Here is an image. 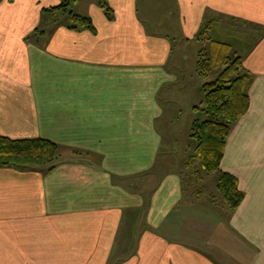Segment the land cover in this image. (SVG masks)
<instances>
[{
    "label": "crops",
    "instance_id": "1",
    "mask_svg": "<svg viewBox=\"0 0 264 264\" xmlns=\"http://www.w3.org/2000/svg\"><path fill=\"white\" fill-rule=\"evenodd\" d=\"M57 1L0 4V135L61 151L50 168H0V264H220L198 248L201 228L221 254L264 264V35L249 41L264 33V0H176V45L210 22L213 38L249 43V110L220 166L245 198L227 223L186 202L184 173L159 171L158 125L183 66L143 0H108L113 22L93 0L95 35L43 29L28 43Z\"/></svg>",
    "mask_w": 264,
    "mask_h": 264
},
{
    "label": "trees",
    "instance_id": "2",
    "mask_svg": "<svg viewBox=\"0 0 264 264\" xmlns=\"http://www.w3.org/2000/svg\"><path fill=\"white\" fill-rule=\"evenodd\" d=\"M3 1L5 0H0V4ZM97 1L107 20L113 22L114 12L108 0ZM72 6V2L65 1L44 9L42 15L55 20V29L65 27L75 31H89L95 35L97 30L93 21L76 14ZM42 30L37 29L26 41L30 43ZM212 30V22L205 24L195 39L205 46L200 51L197 66V74L205 83L202 86L203 107L194 109L202 112L206 120L197 119L192 125L190 139L194 147L190 159L185 161L188 164L184 165L186 174L183 178L192 179L193 183L203 175L214 177L217 191L231 214H234L245 196L238 188V180L224 173L220 166L232 128L249 110L248 91L253 78L243 66L238 42H221L212 37ZM60 153V148L48 140H14L0 135V168H50L60 157ZM197 166L198 170L190 172Z\"/></svg>",
    "mask_w": 264,
    "mask_h": 264
},
{
    "label": "rangeland",
    "instance_id": "3",
    "mask_svg": "<svg viewBox=\"0 0 264 264\" xmlns=\"http://www.w3.org/2000/svg\"><path fill=\"white\" fill-rule=\"evenodd\" d=\"M65 1L72 2V10L76 14L85 15V17L87 16L86 12L90 11L91 4L93 3V0H75V2L74 0H59L57 3H53L52 6L61 4ZM143 2L141 9L144 11L142 15L148 16L149 18L143 17L145 18L144 21L151 20L152 24L157 26L156 30H152V33L169 35L171 44L174 45L177 43L180 40V29L179 20L175 14L176 0H143ZM47 17L42 18L40 28L44 30L55 29V20ZM242 30H245V28H242ZM249 30L254 37L249 39L252 43L257 42L261 36L264 35V33L258 29ZM249 33L246 31L245 36L247 38H249ZM203 44L204 43L199 40L193 41L189 45L185 44L184 46L180 44H177V46L175 44L176 49L173 50L172 57L176 59L180 58L183 66V68L178 71L173 70V73L176 75L178 74L183 81V85H177L175 88L178 89L170 90V99H167L171 102L166 104L164 118H162L161 124L158 125L163 140V147L159 154L158 162L164 159L162 162L166 164V166L161 167V169L159 168V171L163 170L165 173L177 172L181 175L186 171L183 164H188L185 160L188 158L190 159L194 147V143L190 139L192 125L197 119L201 121L206 120L202 112L194 109L203 107L204 102L202 86L205 81L197 74L200 51L205 48ZM248 45H240L239 54H241L242 57L249 51ZM246 71L249 72L248 70ZM252 78L255 77L252 75ZM175 149L178 154L174 159H171L172 156L169 155H171ZM166 154H168L167 158L164 157ZM195 170H198V166L191 169L190 172H194ZM185 174L182 177H185ZM129 182H127V184H129ZM184 192L188 204L192 205L191 203L197 201L195 207L200 208V210L204 209L212 212L215 218L221 222H229V219L233 215L229 211L228 206L224 203L222 196L217 191L214 177L203 175L202 179L194 180L193 184L187 182L185 179ZM212 230L213 229L210 228L208 233L212 232ZM195 231L196 230H194L193 233ZM196 233H198L199 236L195 238H198L200 241L198 248L206 255L213 257L220 264H242V262L236 261L234 258L231 259L232 257L229 254L224 253V256L215 250V248L211 247L213 245L209 243L208 239L211 240L212 237H209L210 234L207 233L205 228H201Z\"/></svg>",
    "mask_w": 264,
    "mask_h": 264
}]
</instances>
